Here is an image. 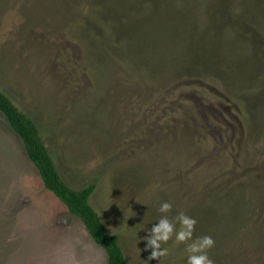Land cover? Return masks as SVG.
<instances>
[{
    "label": "rangeland",
    "instance_id": "1",
    "mask_svg": "<svg viewBox=\"0 0 264 264\" xmlns=\"http://www.w3.org/2000/svg\"><path fill=\"white\" fill-rule=\"evenodd\" d=\"M0 88L127 264H187L147 261L165 201L214 264H264V0H0ZM0 264H108L1 113Z\"/></svg>",
    "mask_w": 264,
    "mask_h": 264
},
{
    "label": "trees",
    "instance_id": "2",
    "mask_svg": "<svg viewBox=\"0 0 264 264\" xmlns=\"http://www.w3.org/2000/svg\"><path fill=\"white\" fill-rule=\"evenodd\" d=\"M0 113L5 117L12 131L20 138L28 159L39 174L44 189L53 194L66 207L69 215L81 221L92 241L105 251L108 264H127L117 237L107 230L99 214L90 205L89 200L95 186L90 185L81 190H73L61 179L35 123L14 105L1 88Z\"/></svg>",
    "mask_w": 264,
    "mask_h": 264
},
{
    "label": "clouds",
    "instance_id": "3",
    "mask_svg": "<svg viewBox=\"0 0 264 264\" xmlns=\"http://www.w3.org/2000/svg\"><path fill=\"white\" fill-rule=\"evenodd\" d=\"M172 208V203L162 202L158 211L165 215H161L157 223L147 230L148 234L140 239L146 241L145 251L151 249L147 261L159 260V258L167 256L169 248L162 247V244H167L169 240L174 239L175 244L185 245L184 254L187 264H214L208 254L214 246V240L207 235L193 238L196 219L186 215L183 211L169 219L166 214L171 212Z\"/></svg>",
    "mask_w": 264,
    "mask_h": 264
}]
</instances>
